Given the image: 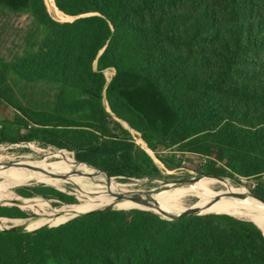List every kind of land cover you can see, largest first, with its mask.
I'll use <instances>...</instances> for the list:
<instances>
[{"label": "trees", "instance_id": "trees-1", "mask_svg": "<svg viewBox=\"0 0 264 264\" xmlns=\"http://www.w3.org/2000/svg\"><path fill=\"white\" fill-rule=\"evenodd\" d=\"M53 2L75 19H53L45 0H0V44L11 17L31 20L16 52L0 54V144L73 152L115 182L165 180L155 159L175 169L193 158L198 175L251 180L228 181L264 199V0ZM40 82L58 85L51 110L16 95ZM15 196L81 206L43 184ZM207 213L167 220L125 207L0 231V264H264V233L248 213ZM0 217L29 219L17 207Z\"/></svg>", "mask_w": 264, "mask_h": 264}, {"label": "rangeland", "instance_id": "rangeland-1", "mask_svg": "<svg viewBox=\"0 0 264 264\" xmlns=\"http://www.w3.org/2000/svg\"><path fill=\"white\" fill-rule=\"evenodd\" d=\"M45 3L53 19L60 21V22H68V21H73L75 19V17L73 16H68L58 11V9L52 4L54 3L53 0H45ZM30 21H31L30 18H28L27 16H21V17L13 16L9 19V24L6 27L5 34H4L5 35L4 38H6L8 41L7 43L0 44V54L7 55L9 53L16 52V48L13 46V43L20 44L21 41H19V38L24 36V34L26 33L27 28L30 25ZM18 35L21 37H18ZM112 75H113L112 70L106 71V76L109 80ZM57 89H58L57 84L40 82L37 84L19 83L15 90H16V95L18 96V98L24 105L34 108V109L51 110L55 105V97H56ZM10 117H12V115ZM132 133L135 137L136 143L142 146L143 148H146L145 143L140 139L139 135L136 134L135 132H132ZM58 150L60 149H56L51 146L46 147L39 142L0 144V181L6 176L7 172H9L11 169L26 168V167L35 166L38 164H61L65 161V159H69L73 162H76L70 157V155L74 157L73 152H69L66 150L68 153H70L69 155L65 151H58ZM155 160H156V163L159 165L160 169L162 170L163 175L166 176L165 180H168V183H165L164 180H156V179L151 180L149 178L133 179L129 182H120L114 178L117 182L125 183V184H119L111 178H106L107 182L110 184L111 189H113L114 191H118V190L132 191V190H142V189L152 190L155 188L160 189V188H163L166 184L172 183L174 180H187V179H192L195 177H199L197 180H195L198 183V187L203 190L210 191V192L226 190L230 188L231 186H229V181H231L233 184L237 186L244 185L247 187V185L252 184L251 180H247L245 178H240L239 181H235V180L228 179V178H225L223 180V179H218L214 177L198 175L191 169V164H193V161H194L193 158H189L187 160L185 159L183 162V167L175 168V169L167 168L157 159ZM8 162H21V163H19V165H13V166L7 167L4 164ZM46 172L51 175H55V176L61 174L51 169H47ZM61 175L65 177L64 182L61 184V186H58V187L54 186V187L64 191V193L67 195L73 196L76 200H78L80 205L83 206L84 203L81 202L75 195L71 193V189L79 188L81 187V184L78 182L72 181L71 175L68 173H62ZM137 180H141V181H137ZM142 181H145V183H142ZM42 184L47 185V186H52V185L47 184L46 182L37 181L32 178L30 179L26 178L25 180H23L22 182L18 184L10 185V186L0 189V207H7V208L17 207L23 212H25L29 218L25 221L0 219L1 220L0 225H15L16 224L17 227H21L23 226L24 222L30 219H34V217L49 211V210L44 209V204L41 202L21 200L15 196L16 190L18 188L37 186V185H42ZM240 187H243V186H240ZM35 197L42 198L40 196H34L31 198H35ZM42 199H45V198H42ZM200 199L201 197H195L189 194H184L182 196L175 197L174 199L166 202L163 205L164 207L168 209L175 210V211H181L195 204ZM16 203L22 204L25 208L31 211L23 210L17 205H8V204H16ZM56 203H59V202H56ZM123 207L125 206H119L117 208H123ZM141 210H149V209H141ZM234 210L235 209L227 210V212H231ZM71 211H69L68 215H63V216L50 215L48 216L47 219L56 218V219L63 220L66 218V216H69L71 214ZM262 221H263L262 228H264V216L262 218ZM44 225H49V224H44V223L39 224L36 226V228H39V226L41 227ZM51 225H57V224H51Z\"/></svg>", "mask_w": 264, "mask_h": 264}, {"label": "bare ground", "instance_id": "bare-ground-1", "mask_svg": "<svg viewBox=\"0 0 264 264\" xmlns=\"http://www.w3.org/2000/svg\"><path fill=\"white\" fill-rule=\"evenodd\" d=\"M54 5V3H52ZM55 6V5H54ZM59 11V10H58ZM80 163L73 162L69 159L61 164H38L26 168L11 169L7 172L6 176L0 181V189L15 185L26 178L35 179L37 181L46 182L52 186H61L65 177L62 173H68L71 175L72 181L81 184V187L71 189V193L75 195L83 206H71L62 205L59 208L49 210L41 215H38L34 219H30L23 223V226L17 227V225H0V229L5 228H25L27 230L36 229L39 224H62L71 218L80 215L82 213L103 209L106 207L117 208L119 206L150 209L156 212L163 210L169 214H179L187 208H198L202 213L213 211H227L235 209L234 211L243 210L249 214L251 219L262 229V218L264 216V208L260 204L250 197L249 190L245 187H230L226 190L219 191H206L198 187L197 181L191 183H169L161 191L155 190H118L111 189L110 184L106 178H103L95 173L90 172L82 167ZM47 169L54 170L61 173L60 175H51L46 172ZM22 170V171H21ZM11 172V173H10ZM5 181V182H4ZM201 182V181H200ZM199 182V183H200ZM63 186V185H62ZM127 194V199H119L118 194ZM139 193L142 198L147 199L149 202L131 200L129 197ZM189 194L195 197H201V199L195 204L181 210L175 211L164 207L163 204L174 199L177 196ZM237 194V196H231ZM123 207V208H125ZM73 209V210H72ZM72 210V211H71ZM65 219L60 220L56 218L47 219L50 215H68ZM1 221V220H0ZM55 226V225H53ZM40 227V226H39Z\"/></svg>", "mask_w": 264, "mask_h": 264}, {"label": "water", "instance_id": "water-1", "mask_svg": "<svg viewBox=\"0 0 264 264\" xmlns=\"http://www.w3.org/2000/svg\"><path fill=\"white\" fill-rule=\"evenodd\" d=\"M76 160V159H75ZM76 162L77 163H81V164H85V165H87V166H89V167H91V168H94V167H92V166H90V165H88V164H86V163H82V162H80V161H78V160H76ZM19 163H21V162H8V163H5L4 165L5 166H7V167H10V166H13V165H19ZM94 169H96V170H98V171H100V172H103V171H101V170H99V169H97V168H94ZM106 176H107V178H113V177H110L107 173H105V172H103ZM209 177H211V176H209ZM199 177H195V178H192V179H187V180H174L173 182L174 183H191V182H194L195 180H197ZM214 178H218V179H225V178H221V177H214ZM164 182L165 183H168V180H164ZM54 187V186H53ZM54 188H56V187H54ZM56 189H58V188H56ZM58 190H60V189H58ZM152 190H155V191H157V192H159V191H161L159 188H155V189H152ZM249 190V189H248ZM60 191H62V190H60ZM151 191V190H150ZM62 192H64V191H62ZM249 195H250V197L251 198H253L255 201H257L259 204H260V206L261 207H263L264 208V199H261V198H259V197H257L255 194H253L250 190H249ZM231 196H237V194H233V195H231ZM118 198L121 200V199H127V194H118ZM131 200H135V201H142V202H145V203H148L149 201L147 200V199H145V198H142L141 197V195L139 194V193H137V194H134V195H132V196H130L129 197ZM47 201H49L50 203H51V205L53 206V207H56L55 205H54V203L55 202H59V201H57V200H50V199H46ZM62 204H66V203H62ZM67 205H69V204H67ZM110 209H118V208H114V207H111V206H109V207H106V208H103V209H97V210H92V211H88V212H85V213H82V214H80V215H77V216H75V217H78V216H81V215H83V214H87V213H90V212H96V211H103V210H110ZM137 209H142V208H137ZM150 210V209H149ZM152 212H154V213H156V214H158L160 217H162V218H164V219H167V220H177V219H180V218H182V217H184V216H188V215H204V214H210V213H202L198 208H192V207H190V208H187L186 210H184L183 212H181V213H179V214H169V213H167V212H164L163 210H161V211H159V212H156V211H153V210H151ZM263 214H264V212H263ZM228 215H231V214H228ZM231 216H233V215H231ZM75 217H73V218H75ZM1 218V217H0ZM73 218H71V219H73ZM9 219H13V218H9ZM246 220H248V219H246ZM69 221V220H68ZM250 221H252V220H250ZM67 222V221H66ZM252 222H254V221H252ZM65 223V222H64ZM255 223V222H254ZM256 224V223H255ZM60 225V224H59ZM257 225V224H256ZM46 226H48V227H51V226H53V225H44V226H41V227H46ZM55 226H57V225H55ZM258 226V225H257ZM41 227H39V228H41ZM259 227V226H258ZM39 228H36V229H39ZM260 228V227H259ZM36 229H33V230H36ZM261 229V228H260ZM5 230H11V231H19V232H24V231H33V230H27V229H25V228H5V229H0V231H5ZM262 230V229H261ZM264 233V232H263Z\"/></svg>", "mask_w": 264, "mask_h": 264}, {"label": "crops", "instance_id": "crops-1", "mask_svg": "<svg viewBox=\"0 0 264 264\" xmlns=\"http://www.w3.org/2000/svg\"><path fill=\"white\" fill-rule=\"evenodd\" d=\"M5 119V115L0 112V129L2 128V121Z\"/></svg>", "mask_w": 264, "mask_h": 264}]
</instances>
